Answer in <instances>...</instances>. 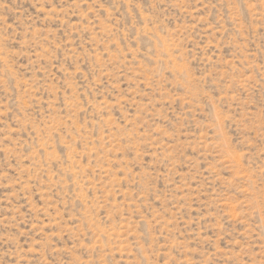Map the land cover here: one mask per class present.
<instances>
[{
    "label": "rangeland",
    "instance_id": "rangeland-1",
    "mask_svg": "<svg viewBox=\"0 0 264 264\" xmlns=\"http://www.w3.org/2000/svg\"><path fill=\"white\" fill-rule=\"evenodd\" d=\"M0 264H264V0H0Z\"/></svg>",
    "mask_w": 264,
    "mask_h": 264
}]
</instances>
